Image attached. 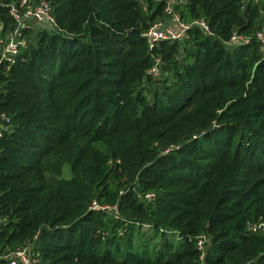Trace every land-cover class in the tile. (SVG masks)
Segmentation results:
<instances>
[{"label":"trees","instance_id":"16d2710c","mask_svg":"<svg viewBox=\"0 0 264 264\" xmlns=\"http://www.w3.org/2000/svg\"><path fill=\"white\" fill-rule=\"evenodd\" d=\"M12 1L0 0L2 34ZM49 1L59 30L28 31L15 62L0 63V114L12 120L0 137V252L264 264V58L255 38L226 45L254 36L264 0H180L183 19L205 17L214 34L193 27L152 49L143 34L165 0Z\"/></svg>","mask_w":264,"mask_h":264},{"label":"built area","instance_id":"2783aa9c","mask_svg":"<svg viewBox=\"0 0 264 264\" xmlns=\"http://www.w3.org/2000/svg\"><path fill=\"white\" fill-rule=\"evenodd\" d=\"M243 8L250 2L259 3L260 0H239ZM180 0H165L164 16L156 20L143 34L149 47L152 49L158 46L162 41L181 40L187 36L190 28H199L208 35H213L208 20L205 17H199L191 22L183 19L177 9ZM9 12L13 18V27L8 29L5 34L0 31V63L5 62L11 65L15 62L21 50L28 45L27 32L35 28L36 25L47 23L59 30L57 20L52 12V5L49 0H13L9 3ZM252 38L258 42L260 51L264 58V14L260 26L254 36L239 34L234 32L226 42L228 46H238L248 43ZM160 57L155 58V63L150 69L154 76L160 73ZM11 117L6 113L0 114V137L11 128ZM147 198H153L154 194L149 193ZM94 208L111 209L115 207L100 206L96 201L93 202ZM254 229L257 226H253ZM198 248L201 250L200 259L204 263V246L208 241L205 234L196 237ZM32 245L29 244L16 251L1 253L0 260H6L7 264H36L38 259L32 254Z\"/></svg>","mask_w":264,"mask_h":264},{"label":"rangeland","instance_id":"374dc122","mask_svg":"<svg viewBox=\"0 0 264 264\" xmlns=\"http://www.w3.org/2000/svg\"><path fill=\"white\" fill-rule=\"evenodd\" d=\"M38 29H47V30H49V31H54V27H52L51 25H49V24H47V23H44V24H42V25H36L35 26V28L32 30V31H37ZM5 220L4 219H0V224L2 223V222H4ZM144 233H145V236H147V237H150V235L152 234V229H150V228H148V227H145L144 228ZM206 235V234H205ZM207 236V239H208V241L206 242V244H205V246H204V250H206L207 251V248L209 247V245H210V236L209 235H206ZM173 238V241L175 242V244L178 242V241H180V240H178L179 238H177V237H172ZM153 241H159V238L158 239H156V240H153Z\"/></svg>","mask_w":264,"mask_h":264}]
</instances>
